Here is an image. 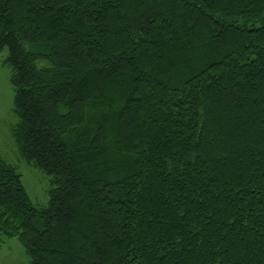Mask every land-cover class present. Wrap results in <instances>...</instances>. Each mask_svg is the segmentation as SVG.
<instances>
[{
    "label": "trees",
    "instance_id": "1",
    "mask_svg": "<svg viewBox=\"0 0 264 264\" xmlns=\"http://www.w3.org/2000/svg\"><path fill=\"white\" fill-rule=\"evenodd\" d=\"M5 50L31 264H264V0H0Z\"/></svg>",
    "mask_w": 264,
    "mask_h": 264
},
{
    "label": "rangeland",
    "instance_id": "2",
    "mask_svg": "<svg viewBox=\"0 0 264 264\" xmlns=\"http://www.w3.org/2000/svg\"><path fill=\"white\" fill-rule=\"evenodd\" d=\"M8 50L0 55V157L16 167L32 204L38 209L49 205L52 188L51 176L22 157L12 138V130L18 123L14 111L15 88L11 83L14 71L4 64ZM0 264H31V258L17 237L0 235Z\"/></svg>",
    "mask_w": 264,
    "mask_h": 264
}]
</instances>
